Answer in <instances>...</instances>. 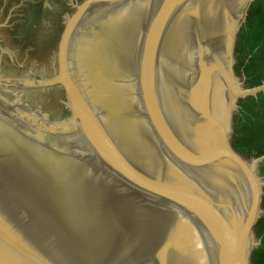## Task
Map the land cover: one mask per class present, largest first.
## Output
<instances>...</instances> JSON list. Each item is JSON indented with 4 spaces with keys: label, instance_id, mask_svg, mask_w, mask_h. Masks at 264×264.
I'll list each match as a JSON object with an SVG mask.
<instances>
[{
    "label": "water",
    "instance_id": "water-1",
    "mask_svg": "<svg viewBox=\"0 0 264 264\" xmlns=\"http://www.w3.org/2000/svg\"><path fill=\"white\" fill-rule=\"evenodd\" d=\"M0 264H264V0H0Z\"/></svg>",
    "mask_w": 264,
    "mask_h": 264
}]
</instances>
